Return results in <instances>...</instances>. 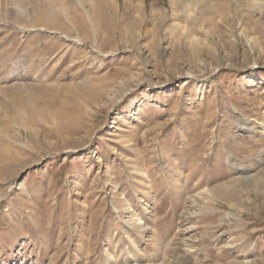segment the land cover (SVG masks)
Masks as SVG:
<instances>
[{"label":"rangeland","instance_id":"rangeland-1","mask_svg":"<svg viewBox=\"0 0 264 264\" xmlns=\"http://www.w3.org/2000/svg\"><path fill=\"white\" fill-rule=\"evenodd\" d=\"M135 263L264 264V0H0V264Z\"/></svg>","mask_w":264,"mask_h":264},{"label":"bare ground","instance_id":"bare-ground-1","mask_svg":"<svg viewBox=\"0 0 264 264\" xmlns=\"http://www.w3.org/2000/svg\"><path fill=\"white\" fill-rule=\"evenodd\" d=\"M136 262V261H135ZM136 264V263H135Z\"/></svg>","mask_w":264,"mask_h":264}]
</instances>
